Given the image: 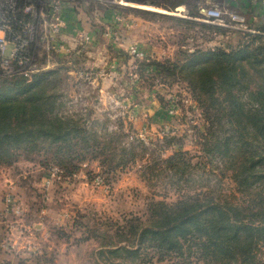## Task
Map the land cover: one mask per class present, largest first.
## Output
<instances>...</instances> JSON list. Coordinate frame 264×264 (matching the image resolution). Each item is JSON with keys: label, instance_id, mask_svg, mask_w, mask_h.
<instances>
[{"label": "rangeland", "instance_id": "rangeland-1", "mask_svg": "<svg viewBox=\"0 0 264 264\" xmlns=\"http://www.w3.org/2000/svg\"><path fill=\"white\" fill-rule=\"evenodd\" d=\"M40 1L34 5L48 13L49 0ZM56 1L55 19L36 20L29 65L58 71L49 91L57 96L54 113L100 144L89 140L86 153L76 146L71 156L83 158L66 168L56 164L54 148L21 150L12 163L0 164V264H187L138 244L128 243L138 256L109 250L124 245L114 234L126 219L147 220L152 200L205 193L239 203L247 194L226 162L207 151L212 134L221 138L214 111H205L178 70L177 77L141 73L139 64L181 65L197 50L264 47V0ZM215 9L221 18L205 15ZM57 23L59 31L50 34ZM57 42L61 52L50 49ZM131 45L143 60L130 56ZM258 255L264 260V250ZM196 258L190 264H203Z\"/></svg>", "mask_w": 264, "mask_h": 264}, {"label": "trees", "instance_id": "trees-1", "mask_svg": "<svg viewBox=\"0 0 264 264\" xmlns=\"http://www.w3.org/2000/svg\"><path fill=\"white\" fill-rule=\"evenodd\" d=\"M263 52L262 46L250 49L245 45L229 52L197 50L181 65L150 59L139 64L141 73L150 69L156 75L177 77L178 70V77L187 82L205 111H214L213 120L222 122L221 138L212 134L215 141L207 151L226 162L247 200L220 201L205 193L171 203L152 200L147 220L131 216L117 228L114 237L124 245L109 253L138 256L139 248L129 249L131 243L152 248L165 258H183L187 264L193 254L203 264H264L258 255L264 250ZM57 74L56 70L38 71L30 78L14 77L0 83V164L12 163L21 150L54 148L56 164L66 168L72 159L83 158L71 156L76 146L86 153L89 140L100 144L95 134L54 113L57 96L49 91L58 84ZM109 148L110 144L103 145L104 152Z\"/></svg>", "mask_w": 264, "mask_h": 264}, {"label": "built area", "instance_id": "built-area-1", "mask_svg": "<svg viewBox=\"0 0 264 264\" xmlns=\"http://www.w3.org/2000/svg\"><path fill=\"white\" fill-rule=\"evenodd\" d=\"M35 3L42 2L40 0H0V78H30L33 73L38 71L29 65L35 50L32 42L33 32L38 28L40 22L36 20L43 18L45 25L46 16L54 18L53 15L60 14V4L56 0H49L48 15L43 12L42 8L38 10ZM205 15L209 18H221L222 12L216 9L209 10ZM60 24L62 23L60 22ZM58 31L59 23L50 25V34ZM50 49L61 52L63 44L57 42ZM128 53L137 60L145 58L143 52L136 45L129 46ZM170 113L173 112L170 111ZM17 207L19 206L13 207L12 211L18 213L20 209Z\"/></svg>", "mask_w": 264, "mask_h": 264}, {"label": "crops", "instance_id": "crops-1", "mask_svg": "<svg viewBox=\"0 0 264 264\" xmlns=\"http://www.w3.org/2000/svg\"><path fill=\"white\" fill-rule=\"evenodd\" d=\"M128 27H129V26H128ZM73 40H74V38H73ZM126 44H127V43H126ZM71 45H72V44H71ZM77 48H78V47H77ZM77 48H76V49H77ZM76 51H77V50H76Z\"/></svg>", "mask_w": 264, "mask_h": 264}]
</instances>
